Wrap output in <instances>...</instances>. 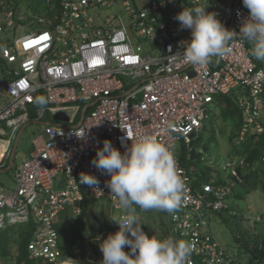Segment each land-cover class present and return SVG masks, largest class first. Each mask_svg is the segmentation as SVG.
Wrapping results in <instances>:
<instances>
[{"label":"built area","instance_id":"built-area-1","mask_svg":"<svg viewBox=\"0 0 264 264\" xmlns=\"http://www.w3.org/2000/svg\"><path fill=\"white\" fill-rule=\"evenodd\" d=\"M200 2L210 4L207 11H215L237 32L249 14L242 0ZM47 3L46 13L39 15L18 12L10 1H2L7 15L0 20V35L11 32L5 41L12 43L0 47V126L5 123L16 131L29 122L33 100L42 92L53 112L73 103L74 120L86 104L87 111L80 124L46 126L34 141V149L16 168V187L0 189V227L8 222L34 224L28 244L32 264H101L89 244L86 261L69 256L61 247L56 220L67 208L78 214L86 202L102 197H109L119 210L105 187L110 176L92 165L104 140L124 152L121 139L127 134V145L154 135L175 149L178 141L188 143L204 128L219 95L233 93H238L246 122L239 142L249 136L255 142L264 140V65L249 55L251 46L238 39L230 42L232 52L222 59L204 66L182 65L168 50L179 53L191 39L190 30H180L175 16L193 6V0ZM28 20L44 28L19 36L18 29ZM39 113L43 116L45 110ZM77 126L90 128L87 140L68 136ZM174 156L186 198L180 209L167 212L174 227L171 237L192 243L189 264H233L234 254L206 230L205 218L229 208L232 188L212 181L196 189L193 172L176 151ZM82 172L96 175L98 188L81 184ZM9 264L29 263L20 262L18 252Z\"/></svg>","mask_w":264,"mask_h":264},{"label":"clouds","instance_id":"clouds-1","mask_svg":"<svg viewBox=\"0 0 264 264\" xmlns=\"http://www.w3.org/2000/svg\"><path fill=\"white\" fill-rule=\"evenodd\" d=\"M242 3L249 14L237 32L226 27L215 11H207L210 4L193 0V6L183 7L175 16L180 30H190L191 39L183 44L181 52H172L171 47L168 52L179 57L182 65L204 66L213 57L222 59L229 55L230 42L238 39L251 46V57L264 61V0ZM33 103L44 109L49 98L38 95ZM89 130L77 126L68 136L87 140ZM127 140H131L128 134L121 139L125 145L121 152L110 139H105L92 160L101 174L110 176L105 187L120 211L109 219L118 224V230L100 241L101 264H189L193 251L190 241L149 236L137 214V209L173 213L183 206L186 187L176 166L174 146L162 143L154 135H144L130 145ZM79 181L92 189L99 185V178L88 172H82Z\"/></svg>","mask_w":264,"mask_h":264},{"label":"rangeland","instance_id":"rangeland-1","mask_svg":"<svg viewBox=\"0 0 264 264\" xmlns=\"http://www.w3.org/2000/svg\"><path fill=\"white\" fill-rule=\"evenodd\" d=\"M3 0H0V3ZM16 4L21 7L23 10H27L29 13L44 15L48 9L47 0H14ZM53 7V6H52ZM7 8L0 10V20L3 16L7 15ZM44 26L36 23L28 22L24 23L18 29V35L23 36L28 33H32L36 30L43 29ZM8 36H11V32L8 35H4V39ZM12 37V36H11ZM146 46V43H143ZM216 57L212 58L211 62H215ZM263 62L264 61H259ZM237 102L239 103L238 96L236 97ZM212 111H215L216 114H219L221 110L216 108L215 104H211ZM51 119V116L47 113L44 116L43 120L32 121L27 124L23 129L19 146L17 149V154L14 159V165L11 170H0V189L8 191L16 187L15 172L19 164H21L28 152L33 148L34 141L41 137L44 132L45 126L42 122H48ZM39 122V123H38ZM244 119L241 122V125L237 131L234 133L235 129L228 127L226 132H220V127L225 125V122L220 118L217 119V132L213 131H202V140L200 142V149L203 153V163L201 164V171L203 175L207 172L211 176V181H220L221 183H226L231 187L235 188L236 184L233 178L230 176V172L234 169L235 165L240 162L241 158H245L247 161V156L241 157L240 155H235L234 148H240L241 143L239 138L241 135V129L244 125ZM250 128H253L254 125H249ZM21 129V130H22ZM13 130L6 125H1L0 127V136L10 138L12 136ZM19 131V134L21 133ZM234 137V138H233ZM0 146L2 151L5 149V143L0 140ZM253 147H257L260 151L259 156H261L262 161L264 162V154L262 149H264V141L255 143ZM12 151V146L9 147V151ZM175 151L178 154L180 160H186L188 162V143L184 140L178 141L175 146ZM9 154V153H8ZM26 154V155H24ZM230 162V163H229ZM1 163V162H0ZM229 164V165H228ZM5 167V165L0 164V168ZM194 166L193 170H195ZM241 197L235 198L232 195L229 199L231 204V209H237L239 214L238 221L244 223L243 217H246L251 222V225L254 226V219L263 221L264 218L262 214L264 213V193L260 191L252 190L246 196V200L243 198V189L241 186L237 185L236 187ZM236 211V210H235ZM120 211L113 206V202L109 197H102L100 199H94L88 201L84 204L82 212L74 214L70 208L64 210L56 220V226L60 233V242L61 247L66 253L73 257L76 260L81 258L80 246L81 244H89L92 248V254L96 255L100 251L99 260H102V252L100 250V241L106 238L110 233H114L118 230L115 227V222L110 221L113 215H119ZM137 214L140 217V222L143 224V231L149 236H156L160 238L161 235L171 232L172 224L167 219L168 213L149 210L147 212L140 211L137 209ZM209 222L206 230H210L213 235L220 241V243L229 250L230 253H236V247L234 243V233H233V223L230 224L226 220L221 219L219 216L213 214L212 218L208 216L205 217ZM232 220V218H231ZM246 219V225H249V222ZM264 223L259 222L258 225H263ZM26 224L8 222L6 227H0V250L8 249L12 253L4 255L0 251V264H9L12 262V257L18 253V250L14 247V237L16 233L22 229ZM233 225V226H232ZM171 226V227H170ZM174 229V227H173ZM75 239L81 244L76 243ZM186 240V237L185 239ZM97 242V247L92 246V243ZM76 243V244H75Z\"/></svg>","mask_w":264,"mask_h":264},{"label":"trees","instance_id":"trees-1","mask_svg":"<svg viewBox=\"0 0 264 264\" xmlns=\"http://www.w3.org/2000/svg\"><path fill=\"white\" fill-rule=\"evenodd\" d=\"M10 1L14 7V9L18 12H26L27 10H23L19 7L14 0H3ZM59 0H53L54 6L58 5ZM2 9V2L0 3V10ZM12 41L8 43L5 41L4 36L0 35V47L11 44ZM0 63H4V59L0 56ZM260 65H263V62H260ZM238 93H233L229 95H219L214 103L216 108H219L221 112L216 114L215 111H211L210 117L205 123L204 128L193 137V139L188 142V162L184 159L181 160L182 164L188 168L191 172H193L195 176V188H200L203 183L212 182L211 176L207 172L203 175L201 171V164L203 163V153L200 149V142L202 140V131H213L217 132V119L220 118L225 122V125L220 127V132H226L228 127L235 129L234 133H237L241 122L243 121L242 108L240 103L237 102L236 97ZM234 138V137H233ZM263 138L258 142H255V138L252 136L247 137L242 143L240 148H234L235 155H240L241 157L247 156V161L242 164L238 162L236 165L237 175L233 173V169L230 172V176L233 178L236 187L237 185L241 186L243 189V198L246 200V196L252 190L260 191L264 193V162L262 161L259 150L257 147H253L255 143L263 142ZM263 151V149H262ZM230 163V162H229ZM229 165V164H228ZM194 166H196L195 170H193ZM216 184H224L220 181L216 180ZM230 186V185H228ZM231 187V186H230ZM232 188V194L228 197L227 201L229 203V199L232 195L235 198L241 197L237 188ZM236 210V211H235ZM237 209H231V204L229 203V208L223 212H215V216H219L221 219L226 220L228 224L233 223V233H234V243L236 247V253H234L235 260L233 264H264V224L258 225L259 222L264 223V220H257L255 218L254 226L251 225V222L248 218L243 217L244 223H240L238 221L239 214ZM264 218V213L262 214ZM232 218V220H231ZM248 220L249 225H246L245 220ZM231 221V222H229ZM232 225V226H233ZM35 230V226L33 223H28L24 225L21 230L16 233L14 237V247L19 252V261L27 262L32 264V261L28 257V244L33 236ZM171 237V233L167 231V233L160 236V238ZM77 245L78 240L75 239ZM75 243V244H76ZM80 252L81 259L86 261V255L90 250L89 245L81 244ZM92 246H98L97 242L92 243ZM4 255L12 253L8 249L0 250ZM95 257H100V251ZM229 251V250H228ZM66 252V251H65ZM197 264H205L202 261L197 262Z\"/></svg>","mask_w":264,"mask_h":264},{"label":"crops","instance_id":"crops-1","mask_svg":"<svg viewBox=\"0 0 264 264\" xmlns=\"http://www.w3.org/2000/svg\"><path fill=\"white\" fill-rule=\"evenodd\" d=\"M40 95V94H39ZM41 95H44V96H46L45 94H44V92H42L41 93ZM47 97V96H46ZM64 106H67V108H62V109H59V110H56V111H52L51 109H50V107H54L52 104H50V102H49V104L47 105V107L46 108H44V110H45V113H44V115L43 116H41L40 115V113H39V108L37 107V106H34V107H31L30 108V110H29V122H31L32 120L31 119H33L34 120V122L36 121V120H43V118H44V116L45 115H47V113L49 114V116H51V119L48 121V122H42V124L45 126V128H46V126H49V125H59V126H67V125H72V124H80L82 121H83V119H84V117H85V115H84V117H83V111H85V113H86V111H87V104L86 105H84L83 107H82V109L78 112V114L76 115V117L74 118V120H73V118H72V113L74 112V109L73 108H71V106L73 107L74 106V104L73 103H70V104H66V105H64ZM57 107V106H56ZM61 112H63V113H65L67 116H68V118H69V120H67V121H63V120H59V119H56L55 117L59 114V113H61ZM29 122H27L26 124H24L21 128H19L18 130H14V129H12L13 130V132H12V136L10 137V138H8V137H2V136H0V140L1 141H3L4 143H5V149L2 151V148H1V146H0V164L1 165H5V167H2V168H0V170H8L7 168L10 166V162H11V157H12V154L14 153V148H15V145H16V142H17V139H18V137L20 136V135H22V132L21 131H23V129L27 126V124L29 123ZM39 123V122H38ZM3 125V124H2ZM4 125H6L7 127H9L7 124H5L4 123ZM1 127V126H0ZM10 128V127H9ZM23 128V129H22ZM22 129V130H21ZM45 130V129H44ZM19 131L21 132L20 134H19ZM44 133V132H43ZM20 138H21V136H20ZM19 142H20V140H19ZM10 146H12V151L11 152H8L9 151V147ZM18 146H19V144H18ZM17 149H18V147H17ZM17 149H16V152H15V156H16V154H17ZM34 149V146H33V148L28 152V154H27V156H26V158L30 155V153L32 152V150ZM9 153V154H8ZM24 155H26V154H24ZM25 158V159H26ZM14 159H15V157H14ZM14 159H13V165H14ZM13 165L11 166V168H9V170H11L12 168H13ZM20 165V164H19ZM18 167V166H17ZM15 179H16V177H15ZM11 190V189H10ZM28 224V223H27Z\"/></svg>","mask_w":264,"mask_h":264},{"label":"water","instance_id":"water-1","mask_svg":"<svg viewBox=\"0 0 264 264\" xmlns=\"http://www.w3.org/2000/svg\"><path fill=\"white\" fill-rule=\"evenodd\" d=\"M84 115H85V111H83V117H84ZM55 118H56V119H59V120H63V121H67V120H69L68 116H67L65 113H63V112L59 113ZM20 136H21V135H20ZM20 136H19L18 139H17L16 145H15V148H14L15 150H14V153L12 154V157H11L10 166L7 168L8 170H9V168H11V166L13 165V159H14V157H15V152H16V149H17L18 144H19Z\"/></svg>","mask_w":264,"mask_h":264}]
</instances>
